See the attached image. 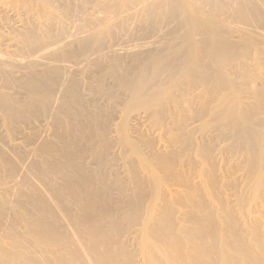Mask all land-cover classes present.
I'll return each instance as SVG.
<instances>
[{
  "label": "bare ground",
  "instance_id": "bare-ground-1",
  "mask_svg": "<svg viewBox=\"0 0 264 264\" xmlns=\"http://www.w3.org/2000/svg\"><path fill=\"white\" fill-rule=\"evenodd\" d=\"M122 1L123 4L125 5L127 4V7L132 2L135 3V6L137 5L136 3L141 4L139 6H141L142 8L139 9L141 13L143 12L147 15V18L150 14L153 13L154 15L155 11L159 12V10H161L162 8L165 9L167 8L168 10H170L169 12L171 15L170 14L169 15L172 18L176 13L180 12L179 10H181V7H183L182 5L184 3L186 2L190 3L195 12L203 13L205 11L204 12L205 17L203 18L206 19L205 21H208L210 23V27H208L205 24L206 22L204 23V25L209 28L210 33L214 37V41L211 42V44L209 43L210 45H207L205 42H202V40L201 41L198 40L199 38H197L196 40L195 35L197 34L196 29L198 28V26L194 24L195 18L192 17V14H190L191 16L187 15V13L183 12V10L182 12L184 14L182 13L181 15L179 13V15L184 21H188L190 23L188 24V26L185 25V28L181 26L183 29L179 27L181 29V30L179 29L181 31L179 41L175 40V44L173 45H169L171 44L170 42L168 46L164 47L162 50L160 49V51L159 50L152 51L150 49L156 47V45H158L159 43V40L155 38H150L152 40H150L149 38H145L149 40H144V41L142 40L143 42L141 41V39H139L141 43H136L135 41V44H132L133 42L130 43L129 41V44H125V45L120 43L122 42V40H120V42L118 41L119 38L117 39L118 42L113 41L112 46L110 45L111 50L109 51L111 56L110 61L109 63H107L108 61L106 62L107 60L106 58L104 63L106 62V64H108V66L111 67L113 71L111 75L113 76V78L112 77L111 78L114 79V81H116L117 84L123 86L127 94L129 93V97L131 100L125 101L121 99L120 95L119 98L117 97L118 95L115 96L112 92L110 93L108 91H105L106 89L104 87L106 86L104 85H103L104 87L99 86V90H97L98 83L96 87L93 84L95 80L91 78V80L93 79V82L91 84H93L94 87L97 88L94 89L95 92L93 93L94 94L96 93L97 96L99 97L101 96L109 100L113 98L111 100H114L115 101L114 103L117 106H121L120 107L121 109L119 110L115 109L116 110L115 111L114 109H112V106H110V104H109L110 107L105 105L107 102L104 103V106H101L103 103L101 105L100 104L98 105V103L96 102L98 99L97 98L93 99L94 98L93 97L91 98L92 105L89 104L93 107L92 111L89 110L91 107L90 108L84 107V110L88 108L87 114L85 113L86 118L85 117L82 118L84 114L81 115L80 113L82 117H80V115L78 114L80 119L82 118L84 120L78 119L79 121L78 120L73 121L74 124H71L70 127L68 126L69 129L64 130L63 128V130L66 131L65 133L63 130L62 132L61 130L58 129L59 124L58 125L55 124L56 128L53 131V136L55 140H52V137L51 140L47 138L49 133H47L46 129H43L41 126L37 127V124L36 127L35 125L31 127L27 124L28 123L27 120L24 121V118L23 120L22 118L20 119L21 121H23V125L25 123H26L25 125H28L26 127L28 131L25 129L21 130L22 128L20 129L21 131H19V128L17 127L21 124L18 123L19 121L18 122L16 121L19 120V117L24 113V111L20 115L21 111L19 113L18 111H15V109L14 110L11 109L10 106L12 105L9 106L10 108H8V106L7 107L0 106L3 111L2 113L3 115H0L2 118V121L0 120V123L1 122L3 123V124L1 123L2 124L1 126H4V128L6 127L7 132L10 135L15 136L14 140L19 139L18 142H15L13 140L15 143L14 142L12 143L11 141L10 143H8L9 149H13V151L16 150V152L14 153L15 157H13V159H11L12 157L9 156V154L7 155V153L6 156L9 157H6L4 152L5 150L3 149V147H1L2 151L4 150L3 151L4 155H0V164H1L0 168L2 172V174H0L1 175L0 205H2L1 203L9 202L13 208H11V205L10 206L7 205V206L11 208V211L13 213L11 215L9 207H8L9 211L8 209L0 207V264H264V120H262V122L259 121L260 119L255 120V117L258 115L264 116V0H122ZM16 2H18V0ZM23 2H25V0ZM19 3L22 2L19 1ZM32 3L35 4L34 2ZM37 4H39L40 6V2L39 3L37 2ZM62 4H65V2ZM62 4H60V6ZM115 4L117 5L118 3L115 2ZM44 5L46 6V4ZM54 5H56V3ZM99 5H101V3ZM64 6L66 5H63L62 8H64ZM104 6L106 5L104 4ZM55 7H53V9H55ZM131 7L132 10H126V11L132 12L135 8L133 6ZM35 8L33 9L35 10ZM37 8L38 10L40 9L39 7ZM185 8L187 7H184V9ZM204 8L206 10H204ZM30 9L26 11L30 12ZM42 9H40V12L42 11ZM99 10L101 11V9ZM136 10H137L136 12H133V14H135V18H136V13L138 12V8H136ZM168 10L166 12H168ZM45 11L43 12L45 13ZM126 11H123L122 14H125L124 12ZM175 11L176 13L173 15ZM3 12H5V10ZM204 13L202 15H204ZM24 14L23 16H21L22 18L24 17ZM111 14L109 17L112 16ZM130 16L132 18V14ZM163 16L165 17V15ZM4 17L5 16H3V19ZM32 17L33 19L34 18L36 19L35 16L32 15ZM52 17L55 18V16ZM69 17H71V15ZM112 17L114 18V16ZM124 17L126 16H123V18ZM138 17L140 18V15ZM177 17L175 16V18ZM160 18H162V16ZM166 18L167 16L165 17V19H163V21L164 20L166 21ZM83 19L85 20V18ZM98 19L100 18L98 17ZM30 20L32 21V18ZM131 20L134 19L132 18ZM139 20H138L139 24H137V27L141 25ZM144 20L148 21V19L146 18H144L143 21ZM4 21L5 20H3V22ZM36 21L37 23L35 24L38 25L39 21L37 19ZM163 21L162 23L161 22L159 23L163 24ZM224 21L227 23H224ZM23 22L26 23L25 21ZM49 22L52 23L51 18L49 19ZM100 22L102 26L104 25L106 26L105 24L106 18ZM66 23L64 22L63 25L59 23L57 24L60 26V30H59L60 35H56L57 31L54 30L56 32L54 33L56 35L55 37H52L50 32H47V34L50 33L51 37H48L43 40L35 39L36 38L34 37L35 34L33 35L34 39H32L30 35L29 37H31V40L28 38L29 43H27V45L25 46L26 49L24 48L25 52L21 50L23 54L26 53L25 56L27 58L22 56L24 59H26V61H24L22 58H19L22 59L18 61L19 66L20 64L22 65V67L25 64H27V66L29 67H31V64L32 65L37 64L39 66L42 65L43 67L46 66L45 69L49 70L50 73L56 74L58 71H62L61 67L70 73V71L75 66L78 67V65L82 62L86 63V59L85 60L83 59V61L80 60V63H78V65H77L78 62L77 60H76L77 62H73L74 60L73 59L71 62L72 58L69 57H72L74 55L73 54L67 58L68 60L65 58L66 61H68V63L66 62V64H62L61 66L60 63L58 62L59 66L61 67L55 66V64L57 63L56 60L59 59L57 58L59 57L58 56V53H60L59 51L61 50L62 47L66 45L67 42L71 44L70 37H72L73 35L72 33H74V31L76 32V30H73L71 31V34H68L70 32V30H68V33L66 34L64 30L65 27L64 24ZM7 24L4 26H7ZM93 24L94 23H92V25ZM145 24H147L148 26L149 23L147 22ZM169 24H170V20H169ZM8 25L9 26L7 27L9 28L10 24ZM114 25L116 26V24ZM127 25L129 26V24ZM121 26L119 29H121ZM159 26L161 25L159 24ZM249 26H253V29H251V27ZM94 27L92 28L94 29ZM125 27L126 26L124 25L123 29H125ZM142 27L140 26L141 31L142 30L144 31ZM254 27H260V30L262 31L263 29V31L262 32L254 31L256 30L254 29ZM176 28L178 33V27L176 26ZM45 29L47 30L48 28L45 27L42 33H45ZM58 29L59 28H57V30ZM119 29H115V30H119ZM160 29L164 31L163 28L160 27ZM83 31L82 33L83 35H85ZM123 32L125 33L126 31L124 30ZM128 32L130 31L128 30ZM152 32H155V30ZM25 33H23L24 36ZM116 33L118 34V31ZM146 33L148 32L146 31ZM75 34L77 35V33ZM75 34L73 35V38L74 36H76ZM96 34H98L96 37L99 38L98 37L100 35L99 32L92 34V36H94L95 38ZM111 34L112 33H110V35L108 36H111ZM206 35L207 34H205V36L203 35V37H206ZM21 36L18 37H20L23 40L24 37L22 38ZM125 36L123 38H125ZM147 36L149 37V35ZM177 36H179V34H177L176 37ZM101 37L102 36H100V38ZM208 37L210 38L211 36L208 35ZM114 40H116V38ZM14 41H12V39L10 40V42H14ZM23 41H24L23 43L26 42L25 40ZM74 41L76 40H73V42ZM101 41L98 40V43L96 45L105 42V41L102 42ZM167 42H169L168 39ZM90 43L91 41L89 42V44ZM161 43L163 44V42ZM165 44L166 43H164L163 45L165 46ZM69 47H71V45L68 46V48L67 47L66 48L69 49ZM84 47L86 46L84 45ZM106 47L107 46H105V48ZM78 48L80 49V47ZM85 50L87 49L85 48ZM105 50H109V49H105ZM69 51L71 50L69 49ZM81 51L82 53L84 52V50ZM135 51H139V53L140 51L142 53L144 51V53L149 54L150 57L143 59L141 62L139 61L136 62L135 65L136 66L139 65L141 67L138 68L141 69L140 70L141 73L138 74L137 76L135 75L136 76L135 78L129 79L130 75L127 78L128 75L126 73L127 66L124 65L123 63L124 60L122 58L123 55L128 54L129 56V54H131L132 52L134 54ZM0 53H4V52L1 51ZM12 53H15L14 50ZM85 53L87 52L85 51ZM20 54L17 55L21 57ZM77 54L75 55L77 56ZM93 54H95L94 51ZM133 54L132 56H134L136 53L134 55ZM3 55L5 54L2 55L0 54V60L2 59V57H4ZM108 55L109 54H107L106 56ZM78 56L81 55L78 54ZM138 56L139 55H137V57ZM85 57H87V55H85ZM46 58L56 62L54 66L53 64H49L48 62L44 63L46 61L43 60H45ZM126 58L128 57L126 56ZM90 59H92L91 55H90ZM134 59L137 58L133 57V60ZM13 60L14 59H12L11 61ZM130 62L133 63L132 60H130ZM4 63L7 62H3L2 64L4 65ZM11 63L9 64L8 61V66L14 69V67L16 66L14 65L15 62H13V64ZM87 64L90 67L92 66L93 72L95 71L94 67L98 68L103 65V64L101 65V63L99 61H96L95 59L93 61L88 60ZM5 66L7 67L8 70L9 67L7 66V64L4 65V67ZM36 67L37 66H32L31 67L32 70L30 71L32 72L34 69L36 70ZM24 68L21 69L22 72L23 70H25ZM42 69L44 70V68ZM83 69L85 70V67ZM99 69L100 68H98V70ZM111 69L108 67L106 68V70H111ZM106 70H104L105 73ZM131 70H133V68ZM2 71L3 73L4 72L7 73L6 71H4V69ZM30 71H26L28 76L31 75ZM38 71L40 72V70ZM79 71L82 72V70H78V72ZM45 72H43V75L47 76V74H44ZM138 72L139 71H137V73ZM74 73H77V71L74 70ZM94 73L93 75L95 78L96 74ZM62 74H60V77ZM65 74L66 73H64V75ZM134 74L135 73H133V75ZM2 76L4 77V75ZM8 76L9 75H7L6 77ZM63 76H62L63 83L60 85H63L64 88L65 87L64 83L66 82L63 81ZM3 77L0 80H3ZM14 77L15 76H13V78ZM24 77H22V80L24 79ZM90 77H86L87 80ZM67 78L68 77H66V79ZM49 79L47 77L46 81H48ZM17 80L18 79H16L15 81L17 82ZM24 80L27 85H29L31 88L33 87L32 92L35 94V96L42 95L44 99H42L41 102L44 100L47 106L49 102L52 99H54L53 92L48 88L45 89L43 86H41L42 85L41 83L37 85L38 80L35 77H28ZM75 80L76 79L73 78L70 80L67 90L68 92H71L72 95H74L75 97L74 100L77 101V102L73 101L72 96L69 95L70 98H72L71 101L76 102V105L74 104V106H76V108H79L80 110H83V106H81L83 105V103L81 101L85 102V100L81 99L80 94L82 93H80V90L77 91V88L79 89V86H77L76 88L75 84L77 80L76 81ZM6 81L8 82V80ZM51 81H53V79ZM54 81L56 80L54 79ZM89 81L86 82L87 85ZM10 82L12 81L10 80ZM58 82L59 81H57L56 83ZM98 82L100 83V81ZM2 83L4 82L2 81ZM115 83H113V87H115L114 85ZM47 84L48 82L46 83V85ZM18 85L15 86L19 88ZM49 85H51L52 87V83ZM93 85H89L88 88H91V86L93 88ZM21 87H23V85ZM100 87H102L105 90L102 89L100 90ZM28 88L29 87H27V89ZM61 88L59 91H61ZM86 88L87 87H85V89ZM108 88L111 87L108 86L107 89ZM14 89L15 87L13 88V90ZM64 90L66 89L64 88ZM56 91L58 92V90L55 89V92ZM25 92H27L26 93L27 95L29 94L31 95L32 93L29 92L28 94L27 90ZM8 93L9 95L11 94L10 91H8ZM33 93L32 95H34ZM17 94L18 93L14 95ZM24 94L25 93L23 92V95ZM61 94L58 93V95ZM65 94H67V92ZM124 94L125 93H123V95ZM84 96L82 98H84ZM68 97H66V95L65 97L63 96V98H68ZM2 99H4V97ZM39 99H41V97ZM60 101L62 100L58 96L57 97L55 96L53 102L55 103L58 102L59 104ZM213 101L216 102L217 105L218 103L227 104L228 102L231 105V107L234 110H236L237 112L236 116L238 115L239 121L249 126L248 129L250 130V133L248 134L252 138L254 145L251 144L250 137L248 136L249 137L248 138L246 136L248 138L247 144H249L247 145V147L249 146V148L246 147L247 154H245L246 156L245 155L243 156L246 159H244L243 161L236 160L235 157L238 151L234 152L236 154L235 157H233L232 155V152L234 151L233 148H224L226 144L224 145L223 143L224 146L221 147L222 145L220 144L221 146H219L218 144L219 142L218 143L216 142V145H214L215 139L212 142L213 139L212 137H211L212 139L210 138L211 142L208 141V143L203 142L204 139L202 137L199 138L200 140L199 142L197 139L195 143L192 140H190L188 136L187 139L184 138L185 135L183 136L182 131L186 127L185 120L189 119V122L188 121L187 122L191 123L190 120L194 118L198 119L200 116L199 114L202 113V111L205 109L207 103ZM28 102H32V101L29 100ZM58 104H56V106ZM68 104L70 103L68 102ZM215 104L214 106H216ZM15 106L16 105L13 104V108ZM67 107L68 108L70 107V109H72L70 105ZM226 107L228 106L226 105ZM219 108L221 109L222 107L219 106ZM18 109L22 110L21 107ZM49 109L46 108L45 110L49 112ZM59 109L60 108H58L57 109L58 111L56 110L55 112L61 113L62 110ZM70 109H67V111L64 110L66 111L65 113H67L68 110L73 111V109L75 108H73L72 110ZM228 109H230V106L228 107ZM74 113L72 114L78 118V116H76V113L75 114ZM222 113L223 112H221V114ZM61 114H63V112ZM69 114L70 116L72 115L71 112H69ZM129 114H134L133 116H131L137 122L134 123L135 124L134 126H136V124L138 125L141 124L144 126V123H148L151 134L146 135L145 133H143V131L140 129L141 125L139 126V128L133 127L134 128V130L132 129L134 132L133 135H128L130 130L126 134L125 125L127 123L124 124L125 121L123 122L122 119L124 115L129 116ZM204 114L206 113L204 112ZM215 114H216V109H215ZM34 115L35 114L33 111V116ZM65 115L63 114L62 117ZM40 116L42 117L41 114ZM211 116L207 117V119H209ZM216 116L213 118H216ZM65 117H68V115ZM35 118H37V116ZM166 118L167 119L170 118L171 119L170 122H172V120L176 121L179 119L180 121L173 123V127H170L164 131L162 127L164 126L163 122ZM219 119L221 120L223 118H219ZM48 120L51 121L52 119H48ZM56 120L53 121L57 123ZM43 121L45 122V120ZM39 122L40 124L43 123L44 125V122H41V120ZM60 122L62 123V121ZM209 122L211 121L209 120ZM164 123L166 124V121ZM219 123L221 124V122ZM233 123L235 122L233 121ZM45 125L43 127H45ZM64 125H62V127L66 126ZM214 125L212 126L214 127ZM236 125H237L236 127H238V124ZM198 126H199L198 128H194L195 126H192L193 129L190 131L191 135L202 130L203 125L201 126L198 125ZM128 127L131 128V126ZM223 128H225V126ZM229 128H231L230 125L228 129ZM85 129H87L88 131H86V133L83 135L82 132ZM188 129L189 128H187V130ZM225 130L227 129H224V131ZM3 131L1 134H3ZM220 132L222 133L223 131ZM232 132L234 133V131ZM17 133H19V135L16 137ZM209 133L210 131L208 132V135ZM211 135H209V137ZM223 135H225V133H223ZM234 135L232 137H234ZM228 136L227 138L230 139L231 136L230 137ZM235 136H236L235 139H237V135ZM1 137L2 136H0V141H1ZM204 137L206 139V136ZM193 138H195V135ZM223 139L225 138L223 137ZM221 141L224 140H220V142ZM174 143L179 144V151H177L178 149L177 150L174 149L176 146L178 147V144H176L175 147L172 146ZM240 143L238 141V144ZM229 145L230 144H228L227 146L232 147V145L231 146ZM240 146L239 147L242 148V145ZM115 147H117V150L114 149ZM126 147L130 149L132 153L131 156L134 155L136 157V158L134 157L135 159L132 160L126 156V152H127ZM243 147L245 149V146ZM190 150L194 151L192 152V154L194 153V156L192 158L187 153ZM7 151L8 153L13 154V151L11 150H7ZM9 151H11L12 153ZM244 151L246 152V150ZM239 153H241V151H239ZM128 156L130 157V154H128ZM1 179L4 181L3 183L1 182L2 181ZM20 185L26 187L28 189V190L26 189L27 192L26 190L24 192L23 188L20 189L21 187ZM18 186L19 188L17 190ZM13 189L16 190L13 191Z\"/></svg>",
  "mask_w": 264,
  "mask_h": 264
},
{
  "label": "rangeland",
  "instance_id": "rangeland-1",
  "mask_svg": "<svg viewBox=\"0 0 264 264\" xmlns=\"http://www.w3.org/2000/svg\"><path fill=\"white\" fill-rule=\"evenodd\" d=\"M11 0H0V52L2 51V52H4V53H0L1 55L2 54H5V55H3L4 57H2V59L0 60V62H7V63H4V65H6L7 64V66H8V61H9V64L11 63V64H13V62H15V64L14 65H16L15 67H14V69L13 68H11L10 66H8L9 68H8V70H7V67L5 66L4 67V65L2 64V63H0V71L2 72H0V79L3 77L2 75H4V77H3V80H0L1 82H0V84H1V86H0V90H1V92H0V101H2V102H0V106H3V107H7L8 106V108H10L11 107V109H15V111H18L19 113H20V111H21V113H20V115L22 114V112L24 111V113L19 117V120H17L16 122H18L19 124H21V125H19L17 128H19V131H21V130H23V129H25V130H27L28 131V129L26 128L28 125L29 126H34L35 125V127H36V124H37V127L38 126H41L43 129H46L47 130V133H49L48 134V139H50L51 140V137H52V140H55V138H54V136H53V131H54V129L56 128L55 127V124L56 125H58L59 124V130H63V128H64V130L65 129H69L68 128V126L70 127V125L71 124H74V122L73 121H75V120H84V119H82V118H86V114H87V109L88 108H90L89 110H91L92 111V109H93V107L91 106L92 104V99L91 98H93V99H95V98H97L96 100V102L98 103V105L100 104H102L101 106H104V103H106L105 105H107L108 107H110V106H112V109H116V110H119V109H121L120 107L121 106H117L114 102V100H111V99H113V98H111L110 100L109 99H106V98H104V97H99V96H97V94L95 93H93V92H95V90L94 89H97L96 87H97V83H98V89L97 90H99V86H102V87H104V86H106V87H104L105 89H103L102 87H100V90L102 89V90H105V91H108V92H112L115 96L116 95H118L117 97H119L120 98V96H121V99H123V100H127V101H130L131 99H130V97H129V93L127 94V92L125 91V89L123 88V86H120L119 84H117V82L116 81H114V79H112L113 78V76H111L112 75V69H111V67H109L108 66V64H106V62L107 63H109V61H110V50H111V46H112V42L113 41H115V42H120V40H122V42H120V43H122L123 45H125V44H129V41H130V43H132V44H135V41H136V43H141V41L143 40H149L150 38H155V39H158L159 40V43H158V45H156V47H153V48H150L152 51L153 50H159L160 51V49L162 50L164 47H166V46H168V44L171 42V44H169V45H173V44H175V40H177V41H179V39H180V35H181V29H183V28H185V25H187L188 26V24L190 23V22H188V21H184L182 18H181V16L179 15V13L182 15V13L183 12H186L187 13V15H190V14H192V17H194L195 18V20H194V24H196L197 26H198V28H197V26H196V28L197 29H200V30H197L196 29V35H195V39L197 40V38H199L198 40H202V42H205L207 45H210L211 44V42H213L214 41V37L212 36V34L210 33V31H209V28L208 27H210V23L208 22V21H205L206 19L205 18H203V17H205V11L203 12L204 13V15H202L203 13L202 12H195L194 10H193V7H192V5L190 4V3H184V4H186V5H182L183 7H181V10H179L178 12L179 13H176V11L173 13V17L171 18L170 17V10H168L167 8L165 9V8H162L161 10H159V12L157 11H155L154 12V15H153V13L152 14H150L149 16H148V18H147V15L145 14V13H141V11H140V9L142 8L141 6H139V5H141V4H138V3H136L137 5V7L135 6V3L134 2H132L131 4H129L128 5V7H127V4L125 5V4H123V1L122 0H119V1H117V0H76V1H74V0H25V2H26V4H25V2H23L24 0H18V2H16L17 0H13V1H11ZM19 1L20 2H22V3H19ZM36 1V2H35ZM49 1H51V2H49ZM58 1V2H57ZM91 1V2H90ZM97 1V2H96ZM102 1V2H101ZM113 1V2H112ZM116 3H118L117 5L115 4V2ZM29 2V3H28ZM32 2H34L35 4H33ZM37 2L39 3L40 2V6H39V4H37ZM44 3V4H46V6L44 5V4H42V3ZM48 2V3H47ZM56 3V5H54L55 3ZM65 2V4H62V3H64ZM67 2V3H66ZM75 2V3H74ZM94 2V3H93ZM107 2V3H106ZM16 5H15V4ZM27 3H28V5H27ZM31 3H32V5H31ZM51 3V4H50ZM74 3V4H73ZM80 4V6H79V4ZM101 3V5H99ZM109 3V4H108ZM3 4V5H2ZM19 4V5H18ZM60 4H62L61 6H60ZM69 4H71V5H69ZM98 4V5H97ZM104 4L107 6V8H109V9H107L106 8V6H104ZM108 4V5H107ZM113 4V5H112ZM23 5V6H22ZM27 5V6H26ZM34 5H35V7H34ZM37 5V6H36ZM46 7V9H45V7ZM50 5H51V7H50ZM63 5H66V6H64V8H62V6ZM93 5V6H92ZM115 5V6H114ZM187 5H190V6H187ZM5 6V7H4ZM14 6V7H13ZM21 6V7H20ZM55 6H57V7H55ZM70 8H69V7ZM76 6V7H75ZM90 6V7H89ZM97 6V7H96ZM103 6V7H102ZM109 6V7H108ZM131 6H135L133 9V11L131 12H129V11H126V10H132L131 8ZM3 7V8H2ZM27 7V8H26ZM28 7H30V8H28ZM35 8V10L33 9V8ZM37 7H39L40 9H42V11L40 12V9L38 10V8ZM53 7H55V9H53ZM60 7H61V9H60ZM101 7V8H100ZM184 7H187V8H185L184 9ZM24 8V9H23ZM26 8V9H25ZM48 8H49V10H48ZM51 8V9H50ZM76 8V9H75ZM88 8H90V9H88ZM93 8V9H92ZM95 8V9H94ZM111 8H112V10H111ZM116 8V9H115ZM126 8V9H125ZM128 8V9H127ZM130 8V9H129ZM136 8H138V12L137 13H139V14H137L136 13V18L139 20V19H142V20H139L140 21V24L141 25H139L138 27H137V24H139V22H138V20L135 18V14H133V12H136L137 10H136ZM140 8V9H139ZM23 9V10H22ZM30 9V12H31V14H30V12H28V11H26V10H29ZM59 11H58V10ZM99 9H101V11L99 10ZM125 9V10H124ZM165 9V10H164ZM5 10V12H3ZM8 10V11H7ZM32 10V11H31ZM46 10V11H45ZM51 10V11H50ZM63 10V11H62ZM87 10V11H86ZM89 10V11H88ZM93 10H95V11H93ZM108 10V11H107ZM110 10V11H109ZM122 10V11H121ZM168 10V12H166ZM182 10H183V12H182ZM185 10V11H184ZM204 10H206L205 8H204ZM28 13H26V12ZM33 11H34V13H33ZM38 11V12H37ZM43 11H45V13L43 12ZM47 11H49V12H47ZM80 11H81V13H80ZM103 11V12H102ZM114 11H116V12H114ZM117 11H118V13H117ZM123 11H126V12H124L125 14H122V12ZM164 11V12H163ZM20 12V13H19ZM53 12V13H52ZM73 12V13H72ZM77 12V13H76ZM83 12V13H82ZM93 12V13H92ZM96 13V15H95V13ZM108 12V13H107ZM120 12H121V14H120ZM166 12V13H165ZM19 13V14H18ZM25 13V14H24ZM35 13H36V15H35ZM39 13V14H38ZM47 13V14H46ZM54 14V15H52V14ZM101 13V14H100ZM112 15V16H114V18L111 16V17H109L110 16V14ZM157 13V14H156ZM162 13V14H161ZM171 13H172V11H171ZM185 13V14H186ZM7 14V15H6ZM21 14V15H20ZM23 14H24V17L22 18L21 16H23ZM30 14V15H29ZM41 14V15H40ZM99 14V15H98ZM107 14H108V16H107ZM113 14H115V15H113ZM118 14V15H117ZM128 14V15H127ZM132 14V18L135 20V22H134V20H131L132 18H131V15ZM143 14V15H142ZM170 14V15H169ZM184 14V13H183ZM18 15V16H17ZM27 15V16H26ZM32 15L33 16H35L36 17V19L39 21L38 22V25L37 24H35V23H37V21H36V19L34 18L33 19V17H32ZM43 15V16H42ZM57 15V16H56ZM64 15V16H63ZM71 15V17H69ZM78 17H77V16ZM81 15V16H80ZM95 15V16H94ZM98 15V16H97ZM103 15V16H102ZM134 15V16H133ZM140 15V18L138 17ZM142 15V16H141ZM152 15V16H151ZM163 15H165V17L167 16V18H166V21H168V22H166L165 20V22L163 21V19H165V17L163 16ZM3 16H5L4 17V19H3ZM7 16V17H6ZM20 16V17H19ZM42 16V17H41ZM47 16H49V17H47ZM52 16H55V18L54 17H52ZM74 16H76V17H74ZM85 16V17H84ZM116 16V17H115ZM118 16H120V17H118ZM123 16H126L127 18H130V19H127L126 17H124L123 18ZM162 16V18H160ZM175 16L177 17H180V18H175ZM191 16V15H190ZM28 17V18H27ZM45 17V18H44ZM67 17V18H66ZM69 17V18H68ZM74 17V18H73ZM81 17V18H80ZM92 17V18H91ZM94 17V18H93ZM98 17L101 19H98ZM109 17V18H108ZM122 17V18H121ZM157 17V18H156ZM201 17V18H200ZM6 18V19H5ZM18 18V19H17ZM32 18V21L30 20ZM43 18V19H42ZM51 18V22L52 23H50L49 22V19ZM78 18H79V20H78ZM83 18H85V20L83 19ZM99 20V22H98V20ZM106 18V26L104 25V26H102V24H101V22L100 21H102L103 19H105ZM108 18V19H107ZM120 20H119V19ZM144 18H146V19H148V21L147 20H144L143 21V19ZM151 18V19H150ZM156 18V19H155ZM174 18V19H173ZM23 19V20H22ZM46 19V20H45ZM48 19V20H47ZM54 19V20H53ZM74 19V20H73ZM88 19V20H87ZM94 19V20H93ZM118 19V20H117ZM122 19V20H121ZM124 19V20H123ZM125 19H127V20H125ZM158 19V20H157ZM161 19V20H160ZM182 19V20H181ZM197 19V20H196ZM202 21H200V20ZM203 19V20H202ZM3 20H5L4 22H3ZM8 20V21H7ZM22 21V23H21V21ZM40 20H41V22H40ZM62 20H63V23L65 22H67L66 24H64V30H65V32H66V34L68 33V30H70V32L68 33V34H71V31H73V30H76V32L74 31V33H72L73 35L75 34V33H77V35L76 36H74V38H73V35H72V37H70V42H71V44L69 43V42H67L66 43V45L64 46V47H62L61 48V50L59 51L60 53H58V56L59 57H57V58H59L58 60H61V61H58V60H56L57 61V63L59 62L60 63V65L62 66V64H66V62L68 63V61H66V59L69 57V56H71V55H75V54H80L81 56H78V54H77V56L79 57H77L76 55H75V58H74V55L72 56V57H69V58H72L71 59V62H72V60H73V62H77V65H78V63H80V60H82L83 61V59L85 60L86 59V63L85 62H82V63H80L79 65H78V67L77 66H75L71 71H70V73L68 72V71H66V70H64L61 66H59V63L57 64L56 62H54V61H52V60H50V59H48V58H46L45 60H43V61H46V62H44V63H49V64H53V66H54V64H55V66H57V67H61V70L62 71H64V72H62V71H58L56 74L55 73H50L49 72V70H47V69H45V67L46 66H42V65H40V66H42V67H40L39 65H37V64H31V67L32 66H37L36 67V70L34 69L33 71H35V72H31L30 70H32V68L31 67H29V66H27V64H25L26 66H27V68H26V66L25 65H23V67H22V65L20 64V66H19V63H18V61H20V60H24V61H26V59H24L23 57H26L25 55H26V53H24L23 54V52H21V50L22 51H24L25 52V49H26V45H27V43H29V40H28V38L31 40V37H32V39H34V37H36L35 39H39V40H43V39H46V38H48V37H51V35H52V37H55L56 35H60V32H59V30H60V26L59 25H57L58 23L59 24H61V25H63V23H62ZM78 20V21H77ZM107 20H109L110 21V23H109V21H107ZM150 20V21H149ZM153 20H154V22H153ZM169 20H170V24H169ZM11 21V22H10ZM23 21H25L26 23H24ZM33 21H34V24H33ZM43 21V22H42ZM46 21V22H45ZM72 21V22H71ZM76 21V22H75ZM81 21V22H80ZM91 21V22H90ZM119 21V22H118ZM123 21H125V22H123ZM137 21V22H136ZM146 21V22H145ZM162 21H163V24H161L162 23ZM176 21V22H175ZM198 21H200V22H198ZM14 24H13V23ZM20 22V23H19ZM109 24H108V23ZM123 22V23H122ZM126 22H128V23H126ZM142 22V23H141ZM149 23L148 24V26H147V24H145V23ZM153 24H152V23ZM159 22H161V23H159ZM181 22V23H180ZM206 22V23H205ZM221 22V21H220ZM4 23H8V24H10V27L8 28L7 26H9L8 24H7V26H4V25H6V24H4ZM31 23V24H30ZM49 23V24H48ZM70 23H72V24H70ZM73 23H74V26H73ZM81 23V24H80ZM92 23H94L93 25H92ZM97 23V24H96ZM111 23H113V24H111ZM150 23H151V25H150ZM178 23V24H177ZM180 23V24H179ZM200 23V24H199ZM204 23L208 26H205L204 25ZM224 23H227V22H225L224 21ZM4 24V25H3ZM22 24V25H21ZM40 24V25H39ZM42 24V25H41ZM48 24V25H47ZM76 24V25H75ZM114 24H116V26L114 25ZM127 24H129V26L127 25ZM144 24V25H143ZM159 24L161 25V26H159ZM168 24V25H167ZM172 24V25H171ZM176 24V25H175ZM209 24V25H208ZM12 25V26H11ZM17 25V26H16ZM44 25V26H43ZM50 25V26H49ZM51 25H54V26H51ZM79 25V26H78ZM92 25V26H91ZM122 25V26H121ZM124 25L126 26L125 27V29H123V27H124ZM134 25H135V27H134ZM180 25V26H179ZM69 26H71V27H69ZM75 26H78V27H75ZM95 26V27H94ZM101 26H102V28H101ZM108 26V27H107ZM119 26V27H118ZM120 26H121V29H119L120 28ZM133 28H132V27ZM140 26L142 27V29H144V31L142 30L141 31V28H140ZM152 26V27H151ZM165 26V27H164ZM176 26L178 27V33H177V28H176ZM183 28H182V27ZM201 26V27H200ZM12 27V28H11ZM41 27V28H40ZM48 28L47 30L45 29V33H42L43 31H44V28ZM52 27V28H51ZM68 27V28H67ZM86 27H88V28H86ZM91 27V28H90ZM92 27H94V29L92 28ZM100 27V28H99ZM114 28V31H113V28ZM118 27V28H117ZM146 29H145V28ZM149 27V28H148ZM160 27L161 28H163L164 29V31L162 30V29H160ZM167 27V28H166ZM179 27H181V29L179 28ZM249 27H251V29H253V26H249ZM7 28V29H6ZM19 29V31H18V29ZM25 28V29H24ZM31 28V29H30ZM39 28H40V31H39ZM52 30H50V29ZM57 28H59L58 30H57ZM75 28V29H74ZM77 28V29H76ZM86 30H85V29ZM105 28V29H104ZM157 28H159V29H156ZM166 28V29H165ZM6 29V30H5ZM13 29V30H12ZM15 29V30H14ZM89 29V30H88ZM98 29V30H97ZM102 29V30H101ZM112 29V30H111ZM115 29H119V30H115ZM131 29H133V30H131ZM176 29V30H175ZM180 29V30H179ZM202 29V30H201ZM203 29H204V32H203ZM254 29H256V30H254V31H257V32H260L261 30H260V27H254ZM262 29V28H261ZM8 30V31H7ZM16 30H17V32H16ZM22 30V31H21ZM32 32H31V31ZM57 31V33L55 32V31ZM84 30V31H83ZM94 30V31H93ZM105 32H104V31ZM126 31L125 33L123 32V31ZM128 30L132 33H130V32H128ZM135 30V31H134ZM155 30V32H152V31H154ZM158 30H160V31H158ZM169 32H168V31ZM7 31V32H6ZM34 31V32H33ZM40 33H39V32ZM82 31L85 33V35H83V33H82ZM85 31H88V32H85ZM90 31V32H89ZM112 31V32H111ZM118 31V34L116 33V32ZM146 31L148 32V33H146ZM156 31H158V32H156ZM173 31V32H172ZM262 31H263V29H262ZM261 31V32H262ZM26 32V33H25ZM28 32V33H27ZM29 32H31V33H29ZM47 32H50L51 33V35H50V33H48L47 34ZM96 33V32H99V38H100V36H102L100 39L99 38H97L96 36L98 35V34H96L95 35V38H94V36H92V34H94V33ZM102 32V33H101ZM108 32V33H107ZM10 33V34H9ZM18 33V34H17ZM22 33V34H21ZM23 33H25V36L23 35ZM33 33V34H32ZM43 35H42V34ZM54 33H56V35L54 34ZM79 33V34H78ZM88 33H90V34H88ZM110 33H112L113 34V36H112V34H111V36H108V35H110ZM115 33H116V35L117 36H119V37H117L116 35H115ZM152 33V34H151ZM157 33H158V35H157ZM161 33H163V34H161ZM172 33V34H171ZM199 33V34H198ZM204 33V34H203ZM17 34V35H16ZM29 34V35H28ZM35 34V35H34ZM38 34V35H37ZM125 34H126V36H125ZM155 36H154V35ZM167 34V35H166ZM169 34V35H168ZM174 34V35H173ZM177 34H179V36H177L176 37V35ZM205 34H207L206 35V37H203V35L205 36ZM12 35V36H11ZM22 35V36H21ZM31 35V37H29ZM33 35H34V37H33ZM48 35H50V36H48ZM81 35V36H80ZM89 35V36H88ZM129 37H128V36ZM139 35V36H138ZM147 35H149V37L147 36ZM152 35V36H151ZM160 35V36H159ZM164 35V36H163ZM199 35V36H198ZM202 37H201V36ZM208 35L209 36H211L210 38L208 37ZM16 36V37H15ZM18 36H21L22 38H23V40H25L26 42L25 43H23L24 41L20 38V37H18ZM39 36V37H38ZM44 36V37H43ZM83 36V37H82ZM84 36H86V37H84ZM106 36H108V37H106ZM120 36H121V38H120ZM125 36V38H123ZM132 36V37H131ZM147 36V37H146ZM151 36V37H150ZM158 38H157V37ZM162 36V37H161ZM170 36V37H169ZM198 36V37H197ZM40 37H42V38H40ZM93 37V38H92ZM107 38V40H106V38ZM111 37V38H110ZM139 37V38H138ZM143 37V38H142ZM161 39H160V38ZM8 38V39H7ZM12 39V41H14V42H10V40ZM26 38V39H25ZM76 40V41H74L73 42V40ZM103 38H104V40H103ZM109 38V39H108ZM116 38V40H114ZM119 38V39H118ZM128 38V39H127ZM145 38H149V39H145ZM170 38V39H169ZM178 38V39H177ZM3 39V40H2ZM78 39V40H77ZM82 39V40H81ZM92 39V40H91ZM95 39H97V40H95ZM113 39V40H112ZM117 39H118V41H117ZM125 39V40H124ZM130 39V40H129ZM133 39V40H132ZM136 39V40H135ZM139 39H141V41L139 40ZM167 39L169 40V42H167ZM172 39V40H171ZM207 39H208V42H207ZM28 40V41H27ZM72 40V41H71ZM81 40V41H80ZM98 40L99 41H105V42H102V43H99L98 45H96L97 43H98ZM112 40V41H111ZM150 40H152V39H150ZM165 40H166V42H165ZM174 40V41H173ZM206 40V41H205ZM211 40V41H210ZM5 41V42H4ZM21 41H22V43H21ZM91 41V43H93V44H89V42ZM96 41V42H95ZM138 41V42H137ZM142 41V42H143ZM163 42V44L164 43H166L165 44V46L161 43V42ZM176 41V42H177ZM81 42H83V43H81ZM20 43V44H19ZM78 43V44H77ZM85 43V44H84ZM87 43V44H86ZM210 43V44H209ZM12 44V45H11ZM102 44H103V46H102ZM162 44V45H161ZM15 45V46H14ZM71 45V47H72V49H71V47H69V49L71 50V51H69V49H67L68 48V46H70ZM82 45V46H81ZM84 45L86 46V47H84ZM111 45V46H110ZM16 46H19V47H16ZM21 46V47H20ZM80 47V49L78 48V47ZM92 46H94V47H92ZM105 46H107L106 48H105ZM160 46V47H159ZM14 47H15V49H14ZM23 47V48H22ZM67 47V48H66ZM73 47H75V48H73ZM92 47V48H91ZM98 47V48H97ZM101 47H102V49H101ZM110 47V48H109ZM117 47V46H116ZM162 47V48H161ZM21 48V49H20ZM25 48V49H24ZM65 48V49H64ZM85 48L87 49V50H85ZM94 48H95V50H94ZM159 48V49H158ZM17 49V50H16ZM24 49V50H23ZM63 49V50H62ZM77 50V52H76V50ZM89 49V50H88ZM97 49H98V51H97ZM99 49H100V51H99ZM105 49H109V50H105ZM149 49V50H150ZM3 50H5V51H3ZM13 50H14V52L15 53H12L13 52ZM81 50H84V52L82 53V51ZM94 51V53L95 54H93V51ZM105 50V51H104ZM7 51H8V53H7ZM11 51V52H10ZM62 51V52H61ZM63 51H66V52H63ZM79 51H80V53H79ZM85 51L87 52V53H85ZM92 52V54H91V52ZM96 51V52H95ZM145 51H147V50H145ZM10 52V53H9ZM67 52H68V54H67ZM90 52V53H89ZM97 52H99V53H97ZM103 52V53H102ZM20 54L21 55V57L19 56V55H17V54ZM64 53H66V54H64ZM70 53V54H69ZM72 53V54H71ZM97 53V54H96ZM136 53V54H135ZM141 53V54H140ZM140 53H139V51H135L134 52V54H133V52L131 53V54H129V56H128V54H125L128 58H126V56L125 55H123V63H124V65L125 66H127L126 67V73L128 74L127 75V78H128V76L130 75V77H129V79H133V78H135L138 74H140L141 73V69H138V68H141L139 65H135L136 64V62L137 61H139V62H141L143 59H145V58H147V57H150L149 56V54H145L144 53V51H143V53H144V56H143V53L140 51ZM12 54H14V55H12ZM23 54V55H22ZM64 54V55H63ZM83 54V55H82ZM88 54H90L91 55V58L92 59H90V55H88ZM102 54V55H101ZM105 54V55H104ZM107 54H109L108 56H106ZM132 54L134 55V56H132ZM9 55V56H8ZM66 55H67V57H66ZM85 55H87V57H85ZM132 57H131V56ZM137 55H139L138 57H137ZM147 55V56H146ZM19 56V57H18ZM23 56V57H22ZM63 56V57H62ZM94 57V59L96 60V61H99L100 63H101V67H98V68H100L99 70H98V68L96 67H94V72L92 71V66L90 67V66H88V64H87V61L88 60H94L93 59V57ZM96 56V57H95ZM146 56V57H145ZM13 57V58H12ZM82 57V58H81ZM84 57V58H83ZM103 57V58H102ZM133 57L134 58H137V59H134L133 60ZM144 57V58H143ZM7 58H9V59H7ZM19 58H22V59H19ZM27 58V57H26ZM66 58V59H65ZM106 58H107V60H106ZM125 58V59H124ZM132 58V59H131ZM5 59V60H4ZM12 59H14L13 61H11ZM50 60V61H48V60ZM62 59H64V60H62ZM79 59V60H78ZM99 59V60H98ZM139 59V60H138ZM8 60V61H7ZM68 60V59H67ZM77 60V61H76ZM106 60V62L104 63V61ZM130 60H132L133 61V63H131L130 62ZM63 61V62H62ZM103 61V62H102ZM128 63H127V62ZM54 62V63H53ZM62 62V63H61ZM70 62V63H71ZM129 63H131V64H129ZM48 64V65H49ZM84 64V65H83ZM133 64V65H132ZM18 65V66H17ZM29 65V64H28ZM47 65V64H46ZM76 65V64H75ZM88 67H87V66ZM106 65V66H105ZM3 66V67H2ZM41 68H39V67ZM133 66V67H132ZM20 67H22V68H20ZM25 67V68H24ZM29 67V68H28ZM85 67V70L83 69ZM110 68L111 70H106V68ZM130 67V68H129ZM6 68V69H5ZM20 68V69H19ZM25 69V70H23V72H22V70L21 69ZM34 68V67H33ZM42 68H44V70L42 69ZM76 68H78V69H76ZM82 68V69H81ZM91 68V69H90ZM105 68V69H104ZM133 68V70H131ZM4 69V71H6L7 73H3V71L2 70ZM16 69H19V70H16ZM60 69V68H59ZM88 69V70H87ZM97 69V70H96ZM128 69V70H127ZM11 70V71H10ZM14 70V71H13ZM15 70H16V73H15ZM38 70H40V72L38 71ZM74 70L75 71H77V73H74ZM78 70H82V72L81 71H79L78 72ZM87 70V71H86ZM104 70H106V73L104 72ZM22 74V77H24V79H26V78H28V77H35L37 80H38V83H37V85H39L40 83L42 84L41 86H43L45 89L46 88H48V89H50L52 92H53V97H54V99H55V96L57 97H59L62 101H60V105L58 104V102H53V100L54 99H52L50 102H49V104H48V106L46 105V103H45V101L43 100L42 102H41V100L42 99H44L43 97H42V95H39V96H35V94L32 92V88L29 86V85H27L26 83H25V80L23 79L22 80V77H21V74L19 73V72ZM26 71H30L31 73V75H29L28 76V74H27V72L25 73ZM37 71V72H36ZM47 73H46V72ZM66 71V72H65ZM89 71V72H88ZM101 71V72H100ZM109 71H111V72H109ZM137 71H139L138 73H137ZM39 72V73H38ZM43 72H45L44 74H47V76L45 75H43ZM87 74H86V73ZM98 72H100V73H98ZM130 72V73H129ZM11 73V74H10ZM24 73V74H23ZM29 73V72H28ZM36 73H37V75H36ZM59 73V74H58ZM63 73V74H62ZM64 73H66L65 75H64ZM93 73L94 74H96L95 75V78H98V79H95L94 78V75H93ZM110 73V74H109ZM133 73H135L134 75H133ZM2 74V75H1ZM15 74V75H14ZM26 74H27V76H26ZM40 74V75H39ZM49 74H51V75H49ZM60 74H62L61 75V77H60ZM72 75V78L73 79H76L75 81H76V88H77V86H79V89L77 88V91L78 90H80V93H82V94H80L81 95V99L83 100H85V102L84 101H81L82 103H83V105H81V106H83V110H80L79 108H76V106H74V104L76 105V100H74L75 99V97H74V95H72V93L71 92H68V90H67V87H68V84H69V82H70V80L72 79L71 78V75ZM90 74H92V75H90ZM100 74V75H99ZM103 74V75H102ZM107 74V75H106ZM122 74H123V72H122ZM125 74V73H124ZM7 75H9L8 77H6ZM24 75V76H23ZM34 75V76H33ZM43 75V76H42ZM54 75V76H53ZM58 75H59V77H58ZM64 75V76H63ZM70 75V76H69ZM77 75V76H76ZM85 75V76H84ZM87 75V76H86ZM133 75V76H132ZM136 75V76H135ZM2 76V77H1ZM13 76H15L14 78H13ZM18 76H20V77H18ZM38 76H42L41 78L40 77H38ZM56 76V77H55ZM62 76H63V81L64 82H66V83H64L65 84V89L66 90H64V88H63V85H60V84H62L63 82H62ZM68 77L67 79H66V77ZM74 76V77H73ZM77 78H76V77ZM81 78H80V77ZM91 76V77H90ZM104 76V77H103ZM109 76H110V78H109ZM44 77H46V78H44ZM47 77H48V79L50 80H48V81H46L47 80ZM52 77V78H51ZM86 77H90V78H88V80H87V78ZM107 77V78H106ZM112 77V78H111ZM132 77V78H131ZM8 78V79H7ZM13 78V79H12ZM18 79L17 80V82L15 81L16 79ZM20 78V79H19ZM38 78H40V79H38ZM58 78V79H57ZM91 78H93L95 81L93 82V79L91 80ZM101 78V79H100ZM102 78H103V80H102ZM53 79V81H51ZM54 79L56 80V81H54ZM61 79V80H60ZM65 79H66V81H65ZM112 79V80H111ZM6 80H8V82L6 81ZM10 80L13 82H10ZM20 80H22V81H20ZM89 80H91V81H89ZM2 81L4 82V83H2ZM16 83H15V82ZM44 81H46V82H44ZM57 81H59L58 83H56ZM61 81V82H60ZM74 81V80H73ZM80 83H79V82ZM89 81V83H88V85H87V83L86 82H88ZM97 81V82H96ZM98 81H100V83L98 82ZM113 81V82H112ZM18 82H19V85H18ZM20 82H21V84H20ZM43 82H44V84H43ZM48 82V84L46 85V83ZM82 82V83H81ZM93 82V84L96 86V87H94V85L93 84H91ZM102 82H103V84H102ZM112 82V83H111ZM116 82V83H115ZM13 85H12V84ZM52 83V87H51V85H49V84H51ZM56 83V84H55ZM75 83V82H74ZM96 83V84H95ZM105 83V84H104ZM113 83H115L114 85H115V87H113ZM3 84V85H2ZM18 85V87L21 89H19V88H17V86H15V85ZM26 84V85H25ZM53 84H55V85H57V86H55V85H53ZM67 84V85H66ZM79 84V85H78ZM101 84V85H100ZM109 84V85H108ZM6 85V86H5ZM10 87H9V86ZM23 85V87H21ZM82 87H81V86ZM89 85H93V88H92V86H91V88H88V86ZM104 85V86H103ZM117 85H119V86H117ZM12 86H14L15 87V89L13 90V88L14 87H12ZM46 86V87H45ZM59 86H60V88H61V91H59L60 90V88H59ZM111 87V88H113V89H111V88H108L107 89V87ZM4 87H5V89H4ZM7 87V88H6ZM26 87V88H25ZM27 87H29L28 89H27ZM58 89H57V88ZM85 87H87L86 89H85ZM117 87V88H116ZM119 87V88H118ZM22 88H24V89H22ZM116 88V89H115ZM11 89V90H10ZM17 89H18V92H17ZM54 89V90H53ZM55 89L56 90H58V92L56 91L55 92ZM110 89V90H109ZM119 89H120V91H119ZM122 89V90H121ZM4 90H6V91H4ZM28 91V94H29V92L31 93H33L34 95H32V93H31V95L29 94V95H27L26 93L27 92H25V91ZM31 90V91H30ZM114 90H115V93H114ZM125 92H124V91ZM8 91H10L11 92V94L9 95V93H8ZM13 91V92H12ZM64 91V92H63ZM67 92V94H65L66 92ZM84 91V92H83ZM91 91V92H90ZM4 92V93H3ZM23 92L25 93L24 95H23ZM120 92H122V93H120ZM16 94V93H20L19 95L17 94V95H14V94ZM58 93L59 94H61V95H58ZM69 93V94H68ZM79 93V92H78ZM85 93V94H84ZM93 93V94H92ZM117 93V94H116ZM118 93H120V94H118ZM123 93H125L124 95H123ZM12 94H13V96L15 97H13L12 96ZM2 95H4V96H2ZM22 96V98H21V96ZM27 95V96H26ZM65 95H66V97H68L69 95L70 96H72V98H70V96L68 97V98H63V96L65 97ZM84 95H86V96H84ZM91 95H93V96H91ZM120 95V96H119ZM128 95V96H127ZM9 96H11V97H9ZM17 96H18V98H17ZM33 96V97H32ZM34 96H35V98H34ZM84 96V98H82ZM4 97V99H2ZM31 97V98H30ZM41 97V99H39ZM88 97V98H87ZM128 97V98H127ZM7 98V99H6ZM26 99V101H25V99ZM34 98V99H33ZM63 98V99H62ZM90 98V99H89ZM99 98H101V99H99ZM2 99V100H1ZM17 99H19V100H17ZM22 99V100H21ZM23 99H24V101H23ZM71 99L73 100V101H76V102H73V101H71ZM6 100H7V102H6ZM14 100H16V101H14ZM29 100H31L32 102H28ZM67 100V101H66ZM10 101V102H9ZM65 101V102H64ZM71 101V102H70ZM109 101V102H108ZM26 104H25V103ZM68 102L70 103V104H68ZM90 102V103H89ZM111 102V103H110ZM20 104V105H18V104ZM23 103V104H22ZM27 103H29V104H27ZM67 103V104H66ZM71 103H73V104H71ZM81 103V104H82ZM211 103V104H210ZM216 102H208L207 103V106L205 107V109L203 110L206 114H204V112L202 111V113H200L199 115V118L198 119H192V120H190L191 121V123H188L189 122V119L188 120H185V129L182 131V134H183V136H184V138H186L187 139V136H188V138L190 139V140H192L194 143H195V141H197V139H198V142L200 141L199 140V138H203L204 139V141L203 142H205V143H208V141L209 142H211V139H212V142H213V140L215 141V143H214V145H216V142L219 144V146H221V147H223L225 144V146H224V148H233V152H232V155H233V157H235V154L236 153H234V152H237V154H236V160H241V161H243L244 159H246L245 157H243L245 154H247V148H249V146L247 147V145H249V144H247V139L250 137V135L248 134V133H250V130L248 129V127L249 126H247V124H243V122H241V121H239V117H238V115L236 116V114H237V112H236V110H234L232 107H231V105L227 102V104H223V103H218V105H217V103L215 104ZM226 103V102H225ZM4 104H5V106H4ZM13 104L14 105H16L14 108H13ZM25 104V105H24ZM32 104V105H31ZM39 104V105H38ZM42 104H43V106H42ZM45 104V105H44ZM51 104H52V106H51ZM53 104H54V106H53ZM56 104H58L57 106H56ZM62 104H64V105H62ZM84 104H86V105H84ZM87 104H88V106H87ZM89 104H91V105H89ZM109 104H110V106H109ZM112 104V105H111ZM214 104L216 105V106H214ZM10 105H12V106H10ZM24 105V106H23ZM27 105V106H26ZM38 107V109H37V107ZM71 106V108L73 109V108H75L76 109V111H75V109H73V111H69L68 110V112L67 113H65L66 111H67V109H70V107L68 108L67 106ZM118 107H116V106ZM226 105L229 107L230 106V109H228V107H226ZM10 106V107H9ZM21 107V109L22 110H20V109H18V108H20ZM26 106V107H25ZM33 106H35V107H33ZM50 106V107H49ZM66 106V107H65ZM74 106V107H73ZM211 106V107H210ZM214 108H213V107ZM218 106V107H217ZM219 106H221L222 108L220 109L219 108ZM25 107V108H24ZM47 109H49V112L51 111V109H52V111L49 113L47 110H45L46 108ZM52 107V108H51ZM57 107V108H56ZM62 107V108H61ZM84 107L86 108V107H88L87 109H85L84 110ZM223 107H225V108H223ZM29 108V109H28ZM40 108H41V110H40ZM58 108H60L59 110H62L61 111V113L63 112V114L65 115V116H67L68 115V117H65V116H63L62 117V115L63 114H61V113H57V112H55ZM228 110H227V109ZM10 109V110H11ZM24 109V110H23ZM32 111H31V110ZM72 109H70V110H72ZM78 109V110H77ZM210 109V110H209ZM215 109H216V114H217V116H216V114H215ZM225 109V110H224ZM231 109H232V111H231ZM45 110V111H44ZM64 110H66V111H64ZM80 110V111H79ZM115 110V111H116ZM214 112H212V111ZM221 110V111H220ZM33 111H34V116H33ZM38 111V112H37ZM43 111H44V114H43ZM58 111V110H57ZM79 111V112H78ZM86 111V112H85ZM211 111V112H210ZM226 111H228V112H226ZM229 111H231V112H229ZM28 112H29V114H28ZM32 112V113H31ZM60 112V111H59ZM69 112H71V114L72 113H76V112H78V113H76V116H78V118L77 117H75V115H71L70 116V114H69ZM84 112V113H83ZM90 112V111H89ZM219 112V113H218ZM221 112H223L222 114H221ZM236 112V113H235ZM3 113V111H2V109H1V107H0V115H3L2 114ZM42 115V117L40 116V114ZM54 113V114H53ZM74 113V114H75ZM80 113H81V115H83V117L80 115ZM86 113V114H85ZM224 113H226V114H224ZM27 114V115H26ZM47 114H48V116H47ZM53 115V117H52V115ZM80 115V117H82L81 119H80V117H79V115ZM203 114V115H202ZM234 114V115H233ZM25 117H24V116ZM30 115V116H29ZM32 115V116H31ZM44 115V116H43ZM54 115H55V117H54ZM58 115V116H57ZM134 114H129V116H127V115H124V117H123V122H124V124H126L125 126L127 127H125V131H126V134L128 133V131L130 130V132L128 133V135H133V130H134V128L136 127H138L139 128V126L141 125H138V124H136V126H134L135 124V120H134V118H132L131 116H133ZM212 115V116H211ZM231 115H232V117H231ZM27 116V117H26ZM37 116V118H35ZM58 118H57V117ZM75 118H74V117ZM203 118H202V117ZM209 116H211L209 119H207V117H209ZM216 116V118H213V117H215ZM224 116H225V118H228V119H225L224 118ZM236 116V117H235ZM30 117V118H29ZM48 117H50V118H48V119H52L51 121L50 120H48L47 118ZM65 117V118H64ZM70 117V118H69ZM130 117V118H129ZM218 117V118H217ZM234 117V118H233ZM20 118H22V120H23V118H24V121H28V125H23V121H21V119ZM34 120H33V119ZM62 118V119H61ZM67 118V119H66ZM71 120V119H73V120H69V119ZM128 118V119H127ZM132 118V119H131ZM219 118H223V119H219ZM258 118V119H257ZM264 118V116L263 115H258V116H256L255 117V120H259L260 122H262V120H264L263 119ZM36 119V120H35ZM37 119H38V121H37ZM45 120V122L43 121V120ZM57 119V120H56ZM234 119V120H233ZM236 119V120H235ZM0 120L2 121V118H1V116H0ZM41 120V122H44V125L46 124V123H48V124H46L45 125V127H43L44 125H43V123H41L40 124V121ZM46 120H47V122H46ZM53 120H56L57 121V123L55 122V121H53ZM78 120V121H79ZM130 120V121H129ZM170 122L171 121V119L170 118H166L165 120H164V122L166 121V124L163 122V127H162V129L165 131L166 129H168V128H170V127H173V123H176V122H178V121H180V119L179 120H176V121H173L172 120V122H168V121ZM181 120H184V119H181ZM206 120H208V121H206ZM209 120L211 121V122H209ZM217 120H220V121H217ZM224 120V121H223ZM225 120H226V122H225ZM232 120V121H231ZM238 120V121H237ZM21 121V122H20ZM60 121H62V123L60 122ZM64 121V122H63ZM77 121V122H78ZM116 121H118V120H116ZM131 121H133V122H131ZM188 121V122H187ZM230 121V122H229ZM233 121L236 123V124H238V127H236L237 125L235 124V123H233ZM237 121V122H236ZM31 122H32V124H31ZM38 122V123H37ZM69 122V123H68ZM72 122V123H71ZM129 122H131V123H129ZM193 122V123H192ZM216 122V123H215ZM219 122H221V124L218 123ZM222 122H223V124H222ZM2 123V122H1ZM0 123V126L3 124H1ZM31 125H30V124ZM51 123H52V125H51ZM64 123H65V125H64ZM67 123V124H66ZM137 123V122H136ZM188 125H187V124ZM196 125H195V124ZM203 123V124H202ZM214 123H215V125H214ZM240 123H241V125H240ZM53 124H54V126H53ZM61 124V125H60ZM69 124V125H68ZM128 124H130V125H128ZM146 124V125H145ZM192 124V125H191ZM194 124V125H193ZM207 124H209V125H207ZM216 124H218V125H216ZM62 125H64L65 127H62ZM167 125V126H166ZM198 125H203L202 126V130H200L199 132H197V133H195V134H193V135H191L190 134V131L193 129V127L192 126H195L194 128H198L199 126ZM205 125V126H204ZM212 125H214V127L212 126ZM228 125V126H227ZM229 125H230V127L231 128H229L228 129V127H229ZM16 126H17V124H16ZM48 128H47V127ZM52 126V127H51ZM128 126H131V128L130 127H128ZM147 126H148V128H147ZM219 126H220V129H219ZM225 126V128H223ZM247 126V127H246ZM23 127H25V128H23ZM134 127V128H133ZM142 127V128H141ZM146 127V128H145ZM204 127V128H203ZM206 127V128H205ZM227 127V128H226ZM233 127H234V130H233ZM246 127V128H245ZM2 128H4V126H1L0 127V129H1V131H0V136H2L1 137V145H0V148L1 147H3V149L5 150H3L4 152H5V156H6V153H7V155L9 154V156H11L10 158L11 159H13V157H15V152H16V150H14L13 151V149H9L8 148V143H10V141L13 143L14 141L15 142H18L19 141V139H17V140H14V137L15 136H13V135H10L8 132H7V128L5 127L4 129H2ZM22 128V129H21ZM187 128H189L188 130H187ZM241 128V129H240ZM245 128V129H244ZM21 129V130H20ZM127 129V130H126ZM133 129V130H132ZM140 129L143 131V133H145L146 135H150L151 133H150V130H149V124L148 123H144V126L143 125H141L140 126ZM144 129V130H143ZM145 129H146V131H145ZM205 129H207V130H205ZM218 129V130H217ZM224 129H227V130H225L224 131ZM238 129V130H237ZM244 131H243V130ZM8 134V136H7V134L4 132V131ZM51 130V131H50ZM63 130V131H64ZM205 130V131H204ZM231 130V131H230ZM239 130H240V132H239ZM242 130V131H241ZM2 131H3V134H1L2 133ZM62 131V132H63ZM86 131H88L87 129H85V130H83V132H82V134L84 135L85 133H86ZM132 131V132H131ZM145 131V132H144ZM187 131V132H186ZM204 131V132H203ZM207 131V132H206ZM210 131V133H209V135H211L210 137H209V135H208V132ZM216 131V132H215ZM220 131H223L222 133L219 132ZM229 131V132H228ZM232 131H234V133L232 132ZM236 131V132H235ZM249 131V132H248ZM51 132V133H50ZM66 131H64V133H65ZM212 132H214V133H212ZM226 132H228V133H226ZM188 133H189V135H188ZM200 133V134H199ZM207 133V134H206ZM223 133H225V135H223ZM237 133V134H236ZM245 133H246V135H245ZM52 134V135H51ZM205 134V135H204ZM218 134V135H217ZM231 134H235V135H237V139H235L236 138V136L234 135V137H232L233 135H231ZM241 134V135H240ZM7 137H6V136ZM10 135V136H9ZM19 135V133H17L16 134V137ZM81 135V134H80ZM194 135H195V138H193L194 137ZM198 135H199V137H198ZM214 135V136H213ZM216 135V136H215ZM223 135V136H222ZM229 135V136H228ZM240 137H239V136ZM4 136H5V138H4ZM11 136H12V139H11ZM49 136H50V138H49ZM204 136H206V139H207V142H206V139H205V137ZM227 136L228 137H230V139L229 138H227ZM242 136V137H241ZM244 136V137H243ZM248 138H247V137ZM9 137V138H8ZM212 137V138H211ZM220 137V138H219ZM222 137V138H221ZM223 137L225 138V139H223ZM239 137V138H238ZM246 137V138H245ZM211 138V139H210ZM218 138V139H217ZM241 138H243V139H241ZM2 139H3V142H2ZM7 139H8V141H7ZM10 139V140H9ZM195 139V140H194ZM210 139V140H209ZM217 139V140H216ZM233 139V140H232ZM6 140V141H5ZM14 140V141H13ZM220 140H224V141H221L220 142ZM234 141V142H233ZM236 141V142H235ZM238 141H239V143L240 144H238ZM244 141V142H243ZM14 142V143H15ZM228 142H230V143H228ZM250 142H251V144L252 145H254L253 143V140H252V138L250 137ZM7 143V144H6ZM223 143H224V145H223ZM237 143V144H236ZM5 146V148H4V146ZM7 145V148H6V145ZM176 144H178V143H174L172 146H176ZM221 144V145H220ZM228 144H230L229 146H231L232 145V147H228L227 145ZM236 144V145H235ZM250 144V145H251ZM11 145V144H10ZM236 146V148H235V146ZM238 145V146H237ZM240 145H242V148H240L241 146ZM227 146V147H226ZM234 146V147H233ZM240 146V147H239ZM243 146H245V149H244V147ZM10 147V146H9ZM173 147V148H174ZM247 147V148H246ZM127 149H126V151L128 152H126V156L129 158V159H135L136 157L134 156V155H132L131 156V151H130V149L128 148V147H126ZM235 148V149H234ZM115 150H117V147H115L114 148ZM175 150H177V151H179V144H178V147L176 146L175 148H174ZM7 150H11V151H13V154H10V153H8V151ZM236 150V151H235ZM244 150H246V152L244 151ZM0 155H4V152L2 151V148L0 149ZM7 151V152H6ZM11 151H9V152H11ZM191 151V150H190ZM188 151L187 153H188V155H190L191 156V158L194 156V153L192 154V152H194V151ZM239 151H241V153L243 154H241V153H239ZM3 152V153H2ZM12 153V152H11ZM191 153V154H190ZM128 154H130V157L128 156ZM13 155V156H12ZM9 156H6V157H9ZM246 156V155H245ZM132 157V158H131ZM135 157V158H134ZM240 157V158H239ZM37 158V157H36ZM242 158V159H241ZM1 165V164H0ZM1 167V166H0ZM0 174H2V172H1V168H0ZM1 176V175H0ZM2 180V179H1ZM4 180H6V179H4ZM2 183L4 182L3 180L1 181ZM21 186V185H20ZM18 188H19V186L17 187V190H18ZM24 189L23 191L25 192V190L27 189L26 187H24V186H21L20 187V189ZM16 190V189H15ZM14 189H13V191H15ZM28 190V189H27ZM27 190H26V192H27ZM2 205H0V207H3V208H5V209H8V211H9V206L11 205L9 202H4V203H1ZM5 204V205H4ZM7 205H9V206H7ZM7 207V208H6ZM9 207V208H8ZM11 208H13L12 207V205H11ZM11 208H10V212H11V215H12V211H11ZM10 214V213H9Z\"/></svg>",
  "mask_w": 264,
  "mask_h": 264
}]
</instances>
